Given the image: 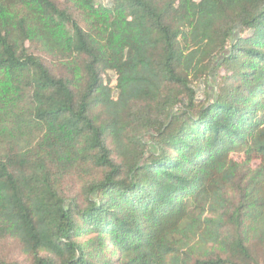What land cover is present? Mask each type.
<instances>
[{"label": "trees", "instance_id": "trees-1", "mask_svg": "<svg viewBox=\"0 0 264 264\" xmlns=\"http://www.w3.org/2000/svg\"><path fill=\"white\" fill-rule=\"evenodd\" d=\"M4 240L0 264H264V0H0Z\"/></svg>", "mask_w": 264, "mask_h": 264}, {"label": "rangeland", "instance_id": "rangeland-1", "mask_svg": "<svg viewBox=\"0 0 264 264\" xmlns=\"http://www.w3.org/2000/svg\"><path fill=\"white\" fill-rule=\"evenodd\" d=\"M111 82L112 84H114V76L111 75ZM203 85H201V87H199V91H198V94L200 96H202V93H203ZM3 254V255H6L10 258H17L18 257V253H17V250H16V247L13 243L11 242H8V241H3V242H0V255Z\"/></svg>", "mask_w": 264, "mask_h": 264}]
</instances>
